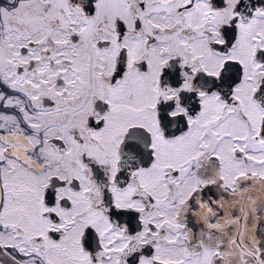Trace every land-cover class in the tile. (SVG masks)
Returning a JSON list of instances; mask_svg holds the SVG:
<instances>
[{"label": "snow or ice", "instance_id": "6c2138e0", "mask_svg": "<svg viewBox=\"0 0 264 264\" xmlns=\"http://www.w3.org/2000/svg\"><path fill=\"white\" fill-rule=\"evenodd\" d=\"M0 264H264V0H0Z\"/></svg>", "mask_w": 264, "mask_h": 264}]
</instances>
